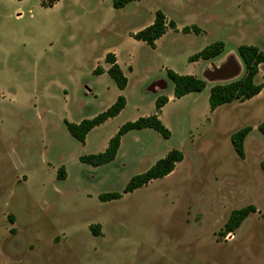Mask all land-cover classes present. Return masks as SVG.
<instances>
[{
  "label": "rangeland",
  "instance_id": "rangeland-1",
  "mask_svg": "<svg viewBox=\"0 0 264 264\" xmlns=\"http://www.w3.org/2000/svg\"><path fill=\"white\" fill-rule=\"evenodd\" d=\"M113 2L44 8L42 0H0V264H264V91L213 114L206 99L214 85L244 76L241 45L264 51V0H138L122 9ZM159 11L177 28L202 32L169 28L155 49L135 40ZM216 42L225 52L208 75L189 58ZM109 53L129 80L124 92L108 73L95 74L110 66ZM225 61L236 76L219 69ZM168 69L208 88L176 99ZM256 81L264 83V65ZM161 95L171 97L163 114L170 139L132 131L112 163L80 161L104 152L126 123L155 115ZM119 96L127 99L124 112L95 128L86 145L70 135L65 120L93 119ZM247 126L242 159L231 136ZM172 150L185 159L171 175L100 201L122 194ZM250 205L257 212L221 235L231 213Z\"/></svg>",
  "mask_w": 264,
  "mask_h": 264
},
{
  "label": "trees",
  "instance_id": "trees-1",
  "mask_svg": "<svg viewBox=\"0 0 264 264\" xmlns=\"http://www.w3.org/2000/svg\"><path fill=\"white\" fill-rule=\"evenodd\" d=\"M24 1V0H18ZM61 0H42L44 8H53ZM138 0H114L113 6L116 9L125 8L129 3ZM172 28L178 31L175 22L167 21V17L161 11L157 12L154 23L148 28L138 32L133 38L139 42H144L152 48H156V42L163 38ZM182 32L185 34L195 33L199 35L202 31L198 26L184 27ZM225 43L216 42L204 48L201 52L189 58L190 63L201 60L208 61L221 56L225 52ZM238 54L245 65V74L242 78L234 80L226 84L214 85L210 90L209 106L211 112L216 111L219 107L232 104L234 102L245 103L259 96L264 90V83L258 84L256 79L260 73V67L264 65V51L259 47L253 45H241L238 48ZM106 63L110 65L107 71L111 79L116 83L119 90H126L129 80L126 77L121 66L117 62V57L113 53H109L106 57ZM96 75L104 74L103 69H97ZM167 76L174 84V97L182 99L183 97L193 94L201 93L207 88V82L197 78L193 75H180L172 70L167 71ZM169 103L167 96H160L156 100V114L150 117L140 118L135 122H128L120 128L117 134L109 141L106 150L99 154L85 155L80 158L82 163L91 165L93 167H100L112 163L117 158L121 148L122 139L129 132L142 131L145 129H152L160 133L163 138L170 139L171 131L165 126L160 116L162 109ZM127 106V99L124 96H119L117 101L105 112L99 114L93 119H86L79 124L71 123L68 120L64 124L72 137L77 139L83 145H86L87 136L97 127L105 124L110 119L119 116ZM253 128L251 126L244 127L231 136V143L236 154L244 159L245 157V141L251 134ZM258 131L264 136V121L258 126ZM185 159L182 151L172 150L166 157L159 160L147 172L133 177L123 193H108L99 197L103 203L120 200L124 195L135 192L136 190L147 186L154 180L163 179L171 175L177 164ZM264 168V162L262 163ZM65 168L62 167L57 175L59 180L65 179ZM257 212L254 205H250L231 213L223 231L220 233L223 236L235 233L252 214ZM91 231L95 236H100L99 227H91Z\"/></svg>",
  "mask_w": 264,
  "mask_h": 264
},
{
  "label": "crops",
  "instance_id": "crops-1",
  "mask_svg": "<svg viewBox=\"0 0 264 264\" xmlns=\"http://www.w3.org/2000/svg\"><path fill=\"white\" fill-rule=\"evenodd\" d=\"M178 30L179 31H176V32H181V28H179L178 27ZM166 35V34H165ZM162 39V38H161ZM159 41V40H158ZM158 41L156 42V48H157V46H158ZM237 60V59H236ZM226 63L223 65V64H219V69L220 68H222V66H224V72H225V75H227V76H231V75H234V76H236V69H235V66H233V62L232 61H229V62H227V61H225ZM192 65H194V66H196V67H198V66H201V65H204V67H203V70H204V72H206L208 75H210L212 72H214L215 71V67H214V64H213V62L211 61V60H208V61H204V60H201V61H198V62H194V63H191ZM236 64H241V62L240 61H238L237 60V63ZM120 65V64H119ZM121 66V65H120ZM217 67V68H218ZM109 68H110V66L107 68V69H103L104 70V74L105 73H107V71L109 70ZM121 68H122V70L124 71V73H125V70H124V68H123V66H121ZM239 68V67H238ZM131 70H132V67H131ZM168 70H172V69H168ZM214 70V71H213ZM173 71V70H172ZM175 72V71H174ZM126 74V73H125ZM194 76V75H193ZM196 76V75H195ZM197 78H198V76H196ZM208 85H209V83H208ZM208 85H207V88H208ZM128 87V86H127ZM206 88V89H207ZM127 89V88H126ZM206 89L204 90V91H206ZM211 90V89H210ZM124 91H126V90H124ZM123 91V92H124ZM203 91V92H204ZM264 91V90H263ZM203 92H201V93H203ZM194 94V93H193ZM193 94H190V95H187V96H185V97H183L182 99H185V98H187V97H189V96H192ZM200 94V93H199ZM162 96V95H161ZM209 97H210V92H209V95H208V97L206 98V99H208V101H209ZM171 104V97L169 98V103L162 109V113H161V116H160V118H161V120L163 121V114H164V112H165V110L169 107V105ZM209 104V103H208ZM217 111V110H216ZM216 111H214V112H211V114H213V113H216ZM123 112H124V110H123ZM122 112V113H123ZM121 113V114H122ZM207 116H209V115H207ZM206 116V117H207ZM210 118V117H209ZM146 130V129H145ZM145 130H142V131H145ZM138 132H140V131H138ZM120 151V150H119Z\"/></svg>",
  "mask_w": 264,
  "mask_h": 264
}]
</instances>
